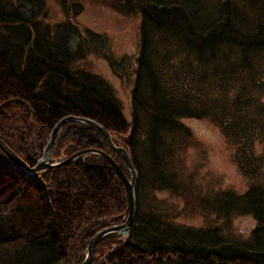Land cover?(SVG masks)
Listing matches in <instances>:
<instances>
[{
  "label": "trees",
  "instance_id": "obj_1",
  "mask_svg": "<svg viewBox=\"0 0 264 264\" xmlns=\"http://www.w3.org/2000/svg\"><path fill=\"white\" fill-rule=\"evenodd\" d=\"M58 1L66 17L49 25L44 0H0V141L33 166L52 126L72 115L127 151L133 222L127 235L99 239L90 264H264V0H115L119 13L139 15L129 122L106 80L79 65L93 46L72 21L82 4ZM101 46L115 70L124 60ZM187 119L220 130L247 182L242 192L198 195L220 225H179L156 197L191 182L180 163L193 139ZM74 123L59 129L51 158L96 148L130 177L92 124ZM75 160L33 177L0 151V264H80L96 232L125 221L112 167L93 153ZM246 215L254 227L243 235L230 221Z\"/></svg>",
  "mask_w": 264,
  "mask_h": 264
},
{
  "label": "rangeland",
  "instance_id": "obj_2",
  "mask_svg": "<svg viewBox=\"0 0 264 264\" xmlns=\"http://www.w3.org/2000/svg\"><path fill=\"white\" fill-rule=\"evenodd\" d=\"M77 1L82 4V9L73 15L72 21L78 26L80 34L87 36L88 39L85 41L93 44L92 48L84 53L79 65L106 80L115 99L119 102V110L123 118L129 122L131 118L129 94L133 83L132 64L138 49L136 33L139 15L119 13L114 6L115 0ZM71 2L73 0H65V5ZM44 6L46 7L43 22L52 25L65 19V7L58 0H44ZM87 29L92 34L100 35L96 38H101V36L103 38L90 39L92 38L90 34L85 33ZM97 45H102L101 49L112 60L123 59L124 61L118 62L115 70L110 68L106 58L98 49L95 50L94 46ZM183 123L191 130L193 139L183 151L180 161L181 171L186 179L185 183L188 182V174H191V182L178 194L162 192L156 197L162 200V205L168 208L170 215L179 225L191 227L206 224L220 225L221 220L214 214L205 213L199 208L198 195H211L212 192L223 189L242 192L247 182L238 171L235 162L232 161V150L229 143L211 121L187 119L183 120ZM116 156L120 159L118 155ZM230 225L235 231L246 235L254 227V220L249 215L235 216L231 219Z\"/></svg>",
  "mask_w": 264,
  "mask_h": 264
},
{
  "label": "water",
  "instance_id": "obj_3",
  "mask_svg": "<svg viewBox=\"0 0 264 264\" xmlns=\"http://www.w3.org/2000/svg\"><path fill=\"white\" fill-rule=\"evenodd\" d=\"M67 122H75V123L79 122V123L92 124L96 128V130L100 134H102V136L105 138L107 145H109L111 153L118 155L120 157L123 165L126 166V169L129 173L130 177L128 178V177H125V175H123V173L120 169V166H118V164L114 160H112V158L110 156H108L104 152L98 151L94 148L79 150L78 152H75V153L69 155V157H67L61 161H57V160L51 158V154L55 148L54 147L55 142L58 138V136H57L58 131ZM48 136H49L48 140L46 141V144L43 147L41 155L33 166H28L26 163H24L22 160H20L1 141H0V151L5 154V156L11 161V163L14 166L23 170L25 173H27L33 177H37V175H39L42 171H45L51 167H58V166H62L65 164H69V162L75 160L76 158H79L80 155L93 153V154L99 156L100 158H104L106 160V162L109 164V166H111L112 169L114 170L116 177H118L120 179V181L122 182L123 188L125 189V199H126V209H127V214H126V217L124 219L125 221L121 224H115L114 226L105 227V229H102V230L96 232V234H94V236L87 243L88 245L85 249V254H84L85 257H84L83 261L80 263V264H90L91 256H92L91 252H92L93 248L95 247L96 242L99 239L104 238L106 235H110V234H113L116 232L121 236H125V235H127L128 229H129L131 223L133 222V218H134V215L136 212V209H135V201L136 200L134 198L135 188H136L135 187L136 176H135L134 167L131 164L130 157L127 154V151L124 148H121V147L113 144L110 140V136L107 133V131L101 125L99 126L97 123H95L94 121H92L90 119L88 120L84 117H80V116L76 117V116H72V115H67L66 117H62L61 119L56 121L54 126L51 128Z\"/></svg>",
  "mask_w": 264,
  "mask_h": 264
},
{
  "label": "bare ground",
  "instance_id": "obj_4",
  "mask_svg": "<svg viewBox=\"0 0 264 264\" xmlns=\"http://www.w3.org/2000/svg\"><path fill=\"white\" fill-rule=\"evenodd\" d=\"M51 86H49V88H50ZM83 117V116H82ZM88 119V118H87ZM73 123V122H72ZM75 124V123H74ZM87 124V123H86ZM81 125V124H80ZM88 125V124H87ZM53 127V126H52ZM62 130V129H61ZM108 131V130H107ZM1 140V139H0ZM4 142V141H3ZM2 142V143H3ZM5 143V142H4ZM46 144V143H45ZM7 146V145H6ZM44 147V146H43ZM7 148H8V146H7ZM9 148H10V146H9ZM11 149V148H10ZM89 149V148H88ZM96 149V148H95ZM11 151H13V149L11 150ZM100 151V150H99ZM2 153V152H1ZM105 153V152H104ZM108 155V154H107ZM19 156V155H18ZM110 156V155H109ZM101 159V158H100ZM76 161V160H75ZM104 161H105V159H104ZM74 162V161H73ZM26 163V162H25ZM36 163V162H35ZM120 165V164H119ZM29 166V165H28ZM64 166H66V165H64ZM61 168V167H60ZM52 171V170H51ZM114 171V170H113ZM43 172V171H42ZM47 173V172H46ZM43 177V176H42ZM41 179V178H40ZM42 180V179H41ZM138 180V179H137ZM41 182V181H40ZM45 184H47V183H45ZM46 186V185H45ZM93 252V251H92ZM93 260V259H92ZM91 260V261H92ZM93 262V261H92Z\"/></svg>",
  "mask_w": 264,
  "mask_h": 264
}]
</instances>
